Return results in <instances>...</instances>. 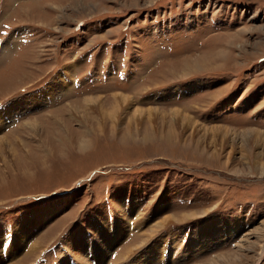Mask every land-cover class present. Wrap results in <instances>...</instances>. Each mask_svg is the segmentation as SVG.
<instances>
[{"label": "rangeland", "instance_id": "rangeland-1", "mask_svg": "<svg viewBox=\"0 0 264 264\" xmlns=\"http://www.w3.org/2000/svg\"><path fill=\"white\" fill-rule=\"evenodd\" d=\"M3 39L0 264H264V0H0Z\"/></svg>", "mask_w": 264, "mask_h": 264}, {"label": "bare ground", "instance_id": "bare-ground-1", "mask_svg": "<svg viewBox=\"0 0 264 264\" xmlns=\"http://www.w3.org/2000/svg\"><path fill=\"white\" fill-rule=\"evenodd\" d=\"M7 113H9L10 114V112H7ZM123 220L125 219V221H129V219L128 218H125V217H123L122 218ZM126 224V223H125ZM118 227H120L121 229H122V231H123V233L121 234V236H123L124 235V232L125 231H127V224H126V227H124L123 225H119L118 224ZM128 227H129V225H128ZM135 229H136V227H134V230L133 231H135ZM28 232H30V231H28ZM130 232V231H129ZM17 236H15V237H19V235L18 234H16ZM29 234H27V236H28ZM23 236V235H22ZM27 236H25L24 237V239H27ZM91 236V235H90ZM21 237V236H20ZM81 237L82 236H80V232L79 233H77L76 235H75V237H74V240H76V241H78L77 239L78 238H80L81 239ZM23 238V237H22ZM90 239V242H89V244H88V246H89V249H87L89 252H87L86 253V255L85 256H83V254L82 253H80V251H78V253L76 252V259H77V261L75 260V259H72V261H70L69 262V264H77V262L79 261L80 263H85V264H89V263H87V261L93 256V253L94 252H96V254L98 253V255H97V259H95L94 260V263L93 264H103V261H102V259L100 258V257H105L104 256V254L103 253H99L100 251H102L101 250V248L98 246L99 245V241H98V245H97V242L93 239V237H90L89 238ZM15 241L19 244V245H21V243H19L16 239H14L13 240V242H11V246L12 245H14L15 244ZM107 244H106V247H107V249H111V247H112V245L114 244V242H111V241H109V240H106L105 241ZM105 242H104V244H105ZM154 243V242H153ZM80 245V244H79ZM81 246H82V243H81V245L79 246V248H81ZM85 246V245H84ZM88 246H87V248H88ZM146 245H144L143 247H145ZM152 247H153V244L151 245ZM97 247L99 248V250L97 251ZM142 247V248H143ZM188 247H190V244H188ZM139 250V249H138ZM131 251V249L130 250H128L127 251V253H129ZM167 251V250H166ZM263 251H264V246H263V249H262V253L261 254H263ZM141 252V251H140ZM168 252V251H167ZM164 254H165V252L163 251L162 253H161V255H160V257H157V258H155L154 259V261H153V264H159L160 263V261L161 260H164L163 258L166 256H164ZM171 254H173V253H171ZM91 255V256H90ZM142 255H143V253L141 254V256L139 255V257H141L142 258ZM121 259V257L118 259V261ZM130 259V258H129ZM128 260V259H127ZM165 261V260H164ZM127 263H129V261H127Z\"/></svg>", "mask_w": 264, "mask_h": 264}, {"label": "built area", "instance_id": "built-area-1", "mask_svg": "<svg viewBox=\"0 0 264 264\" xmlns=\"http://www.w3.org/2000/svg\"><path fill=\"white\" fill-rule=\"evenodd\" d=\"M16 119H17V117H15V120H16ZM15 120H14V121H15ZM10 126H11V125H10Z\"/></svg>", "mask_w": 264, "mask_h": 264}]
</instances>
